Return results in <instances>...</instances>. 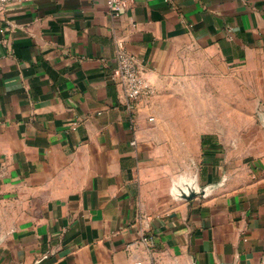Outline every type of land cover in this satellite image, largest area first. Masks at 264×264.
I'll list each match as a JSON object with an SVG mask.
<instances>
[{
    "label": "crops",
    "instance_id": "1",
    "mask_svg": "<svg viewBox=\"0 0 264 264\" xmlns=\"http://www.w3.org/2000/svg\"><path fill=\"white\" fill-rule=\"evenodd\" d=\"M261 99L264 0L0 4V264H264Z\"/></svg>",
    "mask_w": 264,
    "mask_h": 264
},
{
    "label": "built area",
    "instance_id": "2",
    "mask_svg": "<svg viewBox=\"0 0 264 264\" xmlns=\"http://www.w3.org/2000/svg\"><path fill=\"white\" fill-rule=\"evenodd\" d=\"M29 1L31 0H0V4ZM105 2L108 12L112 16H117L122 10L130 7L134 3V0H105ZM115 59L116 68L113 72L114 82L119 88L123 103L130 111H133L138 101L152 97L155 94V90L143 76V70L138 65L136 57L128 52L121 42L116 43ZM143 241L152 246L151 237H144Z\"/></svg>",
    "mask_w": 264,
    "mask_h": 264
},
{
    "label": "rangeland",
    "instance_id": "3",
    "mask_svg": "<svg viewBox=\"0 0 264 264\" xmlns=\"http://www.w3.org/2000/svg\"><path fill=\"white\" fill-rule=\"evenodd\" d=\"M260 104H259V106H258V108H257V105H256V108H254V113H256L257 111H258V113L261 111V108H263L264 109V102H263V100L261 99L260 100Z\"/></svg>",
    "mask_w": 264,
    "mask_h": 264
}]
</instances>
